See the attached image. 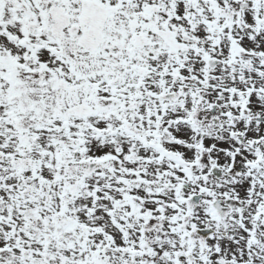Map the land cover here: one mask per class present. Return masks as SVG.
<instances>
[{"label":"snow or ice","instance_id":"obj_1","mask_svg":"<svg viewBox=\"0 0 264 264\" xmlns=\"http://www.w3.org/2000/svg\"><path fill=\"white\" fill-rule=\"evenodd\" d=\"M0 264H264V0H0Z\"/></svg>","mask_w":264,"mask_h":264}]
</instances>
